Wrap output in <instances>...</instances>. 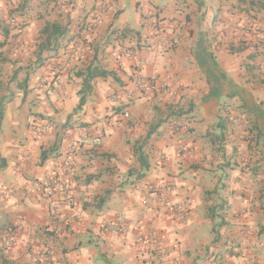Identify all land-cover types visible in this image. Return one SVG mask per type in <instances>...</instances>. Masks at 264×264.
I'll use <instances>...</instances> for the list:
<instances>
[{
  "label": "crops",
  "instance_id": "obj_1",
  "mask_svg": "<svg viewBox=\"0 0 264 264\" xmlns=\"http://www.w3.org/2000/svg\"><path fill=\"white\" fill-rule=\"evenodd\" d=\"M0 112V264H264V0H0Z\"/></svg>",
  "mask_w": 264,
  "mask_h": 264
},
{
  "label": "built area",
  "instance_id": "obj_2",
  "mask_svg": "<svg viewBox=\"0 0 264 264\" xmlns=\"http://www.w3.org/2000/svg\"><path fill=\"white\" fill-rule=\"evenodd\" d=\"M103 9L104 6L100 5V8L96 10V12L93 14V19H98ZM142 25L150 28L153 33L158 30L159 20L153 10H148L144 13V15L142 16ZM131 54L132 53L130 51L123 52V55L126 57H130ZM155 88L156 84L152 80L146 79L142 75L136 73L132 77L131 85L130 88H128L127 93L130 95L135 92L149 93L153 92ZM123 115L125 117L128 116L127 112L123 113ZM169 126L171 130L178 131L185 127V123L183 121L171 120L169 122ZM51 127V122L49 120H44L40 124L34 125V132L38 136H41L47 133L51 129ZM95 142L99 144L100 138H96ZM181 150H186V147L182 146ZM55 166L57 169L63 168L66 170H71V164L69 160H59L56 162ZM148 188L154 189V186L149 185ZM162 188V192L164 193L171 191V185L169 183H164ZM42 189L46 196L50 197L54 194H59L65 199L67 196V190L69 189V185L64 180H61L60 177L53 175L51 176V178L48 179L46 183H44ZM179 212H181V210H179ZM49 253L50 252L47 250L37 253V255L33 258L34 263L50 264Z\"/></svg>",
  "mask_w": 264,
  "mask_h": 264
},
{
  "label": "trees",
  "instance_id": "obj_3",
  "mask_svg": "<svg viewBox=\"0 0 264 264\" xmlns=\"http://www.w3.org/2000/svg\"><path fill=\"white\" fill-rule=\"evenodd\" d=\"M134 33L136 34L137 32H135L134 30L128 29V30L121 32L119 37H126V36H128L130 34H134ZM41 34H43L45 36V38L38 45V53L36 55V62L37 63H40L43 59L41 57L42 52H44V51L49 52L53 49L52 43L54 42L53 44H55L57 41V38L64 34V29L58 23H46L43 26V28L41 29ZM82 74L84 75V79H83V83H82V88L79 90V93L81 96L79 99L78 106L83 104V102L85 100V95L90 91V89H91L90 82L92 79H94L95 77H106V76H112L113 75L112 71L105 70V69L98 68V67H90L85 72H83ZM223 109L226 112L229 111L228 107H225L222 104L220 106V108L218 109V119H219V113ZM0 114H1V112H0ZM227 114H228V112H227ZM220 119H221V116H220ZM248 129L251 132V128H248ZM254 129H255V126H254ZM260 136H261V132L259 130H256V136L255 137L252 138L249 136H244L243 140L247 141L248 143H250L253 140V141H255V144H257L258 138ZM220 137H221V134H215V135L210 137V140L217 141V140H219ZM142 167H146V163L144 165H142Z\"/></svg>",
  "mask_w": 264,
  "mask_h": 264
}]
</instances>
